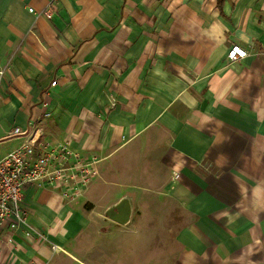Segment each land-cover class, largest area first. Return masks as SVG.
Instances as JSON below:
<instances>
[{
  "label": "crops",
  "instance_id": "1",
  "mask_svg": "<svg viewBox=\"0 0 264 264\" xmlns=\"http://www.w3.org/2000/svg\"><path fill=\"white\" fill-rule=\"evenodd\" d=\"M50 1L0 0V158L32 136L72 137L100 161L79 199L97 182L102 196L76 211L29 185L47 240L0 227V264H44L52 244L118 230L101 200L127 193L122 227L139 232L85 247V264H264V0H57L48 19ZM232 45L249 56L229 63Z\"/></svg>",
  "mask_w": 264,
  "mask_h": 264
},
{
  "label": "built area",
  "instance_id": "2",
  "mask_svg": "<svg viewBox=\"0 0 264 264\" xmlns=\"http://www.w3.org/2000/svg\"><path fill=\"white\" fill-rule=\"evenodd\" d=\"M56 1L51 0L43 12L51 19L57 11ZM34 13L33 8L29 9ZM249 56L247 50L240 45H232L227 54L229 63H235ZM4 72L0 70V76ZM57 81L51 83L52 87ZM47 102L43 107H47ZM50 113L45 111L40 117L48 118ZM13 135H27L21 129H16ZM72 137H66L56 144L40 143L33 136L21 146L0 158V227H6L14 234L24 229L27 237L47 240L29 223V214L24 206L25 189L29 185L43 183L50 188L62 191L63 201L70 204L77 201L83 192L100 177L99 163L96 156L82 155L74 146ZM174 178L179 175L174 172ZM53 253L63 249L52 244ZM16 264H25L18 262Z\"/></svg>",
  "mask_w": 264,
  "mask_h": 264
},
{
  "label": "rangeland",
  "instance_id": "3",
  "mask_svg": "<svg viewBox=\"0 0 264 264\" xmlns=\"http://www.w3.org/2000/svg\"><path fill=\"white\" fill-rule=\"evenodd\" d=\"M101 184L100 182L95 183L94 185L91 186L88 196L85 199L81 198L78 199L75 202H72L70 204H67V202H64V205L66 206H71L74 210L76 211H82L83 212H88L86 207L87 204L85 205V202L88 199H92V200H96L99 199L101 197ZM109 198L107 197H103L101 200V204L100 207L102 208L101 210H103V217L105 219V212L106 210L114 203H116L117 201H113L111 203H109V205H105V203L107 202ZM85 205V206H84ZM106 206V209H104V207ZM93 208V207H92ZM91 209V208H90ZM61 217V215H60ZM134 222H132V224H130L129 228H127L128 230L123 229L122 226H119L116 231H113L111 233H100L98 234L96 231H92L91 228L84 230V234H82L81 236H79L78 238L74 239L76 236H74L73 238H71L66 245V252H61L56 254L55 256H53L51 259L47 260L46 262L44 261V264H85V247H92L94 246V244L98 243L99 245H103V246H107L108 244L113 245V243H117V242H128V241H132L134 240V234L138 233L140 229H135V224ZM108 225H112L110 223L104 224V226H108ZM114 225V224H113ZM141 239L139 238V240H141L142 242H148L149 240L146 239L147 236V230L146 229H141ZM123 232L122 234H120V232ZM138 236V235H137ZM47 238V237H46ZM139 253L138 257L140 260H144L149 258V253L148 250L145 246H143L140 249H137V251Z\"/></svg>",
  "mask_w": 264,
  "mask_h": 264
},
{
  "label": "water",
  "instance_id": "4",
  "mask_svg": "<svg viewBox=\"0 0 264 264\" xmlns=\"http://www.w3.org/2000/svg\"><path fill=\"white\" fill-rule=\"evenodd\" d=\"M133 210V196L127 193L106 210L105 217L116 224L127 226L132 221Z\"/></svg>",
  "mask_w": 264,
  "mask_h": 264
}]
</instances>
